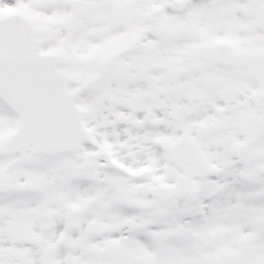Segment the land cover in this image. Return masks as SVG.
<instances>
[{
    "label": "snow or ice",
    "instance_id": "obj_1",
    "mask_svg": "<svg viewBox=\"0 0 264 264\" xmlns=\"http://www.w3.org/2000/svg\"><path fill=\"white\" fill-rule=\"evenodd\" d=\"M0 264H264V0H0Z\"/></svg>",
    "mask_w": 264,
    "mask_h": 264
}]
</instances>
